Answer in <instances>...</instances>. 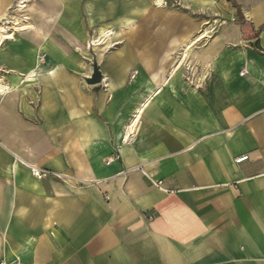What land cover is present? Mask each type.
Segmentation results:
<instances>
[{"label": "crops", "instance_id": "0c3cea01", "mask_svg": "<svg viewBox=\"0 0 264 264\" xmlns=\"http://www.w3.org/2000/svg\"><path fill=\"white\" fill-rule=\"evenodd\" d=\"M237 1L257 34L233 16L190 63L189 34L132 24L164 22L153 0L31 3L34 29L0 49L17 85L0 98V260L264 264V0ZM111 28L145 40L109 52L106 88L89 86L84 45Z\"/></svg>", "mask_w": 264, "mask_h": 264}, {"label": "rangeland", "instance_id": "374dc122", "mask_svg": "<svg viewBox=\"0 0 264 264\" xmlns=\"http://www.w3.org/2000/svg\"><path fill=\"white\" fill-rule=\"evenodd\" d=\"M17 1H15L9 7H7L6 15H5L7 20H9L7 15L11 17L18 16V14H16V12L13 11ZM236 3L239 4L242 15H245V11L243 9V6H244L243 2H239L236 0ZM30 5L31 3L28 4V6ZM154 6L152 7L153 9L156 7ZM162 7H163L162 9L168 14L166 18L161 20L164 22L161 23V22H156V21H150L144 24V22L139 21L138 23H132V24L140 25L141 31H145V30L152 31L155 37L156 36L161 37L162 35H165V36L168 35L169 38L171 36V29L174 26H176L175 33L179 34L184 31L186 34H189L190 36L189 38L190 40H192V42L196 40L197 36L200 33L205 31L206 36L203 39L197 41L196 43L194 42L193 45L190 47L189 55L186 58L185 63H190L194 61L193 56H192L193 54H195L194 51L201 52L202 49L207 46L211 37L214 36L221 29V27L224 26L226 23L231 22V19L233 16H234L233 19L235 20V22L238 20L237 15H236V10L232 7L229 0H162ZM25 15L28 18V19L26 18L28 20L27 22H29V17L27 16V9H26ZM9 21H13V20H9ZM13 22L20 25L17 21H13ZM4 23H2L1 21L0 25ZM24 25H20V26H24ZM161 26H164V28L166 29L163 33L158 32ZM7 27L9 29L10 35L13 36V39H9V40L7 39L6 41H4L3 46L5 45V43L13 41L15 37L17 38V36H20V34L31 31V30H28L24 32H20V31L17 32L15 30L16 27H13L10 24H7ZM123 28L127 29V26ZM120 29H117V28L107 29V30H110V33L105 32V34L98 33L97 31H91L89 33L88 39L83 48L84 49V55H83L84 61L87 63L89 71H90V76L85 80V83L87 85H89L87 83V80L92 77L93 70L96 67L100 75V81L97 84L89 85V86H99V88L105 89L106 84L102 83L105 78L103 77L101 73L100 66H101L103 59L106 57V55L109 52L117 49V46L133 45L136 43L141 44V41L145 40V39H142L141 37L139 38L134 37L133 39L126 37L119 32ZM98 39H100V42L102 43L99 45H95L96 40ZM148 44L156 46L158 42H156V38H155L154 42L152 39ZM174 56L177 58L178 51L177 53H175ZM37 62L38 64H40V66L44 65L45 63L44 53H41L39 55ZM199 72H200V75H199L200 78H203L206 76L207 71L205 69L201 68V71ZM181 73L183 74V77L192 79L194 78L195 71L194 69L192 70L191 68V70L189 69L182 70ZM0 78L3 79L4 82L6 83L7 72L2 70L1 68H0Z\"/></svg>", "mask_w": 264, "mask_h": 264}, {"label": "bare ground", "instance_id": "6f19581e", "mask_svg": "<svg viewBox=\"0 0 264 264\" xmlns=\"http://www.w3.org/2000/svg\"><path fill=\"white\" fill-rule=\"evenodd\" d=\"M33 2V0H18L17 2H16V5H15V12L16 13H18L19 15L18 16H16V17H10V16H8L7 15V17L9 18V20H13V21H17L20 25H24L25 23V25L24 26H20V25H18L17 23H15V22H13V21H9V20H7V18L5 17V15H3V16H1L0 17V22L2 21V23H4V22H6V21H8V22H6V23H4V24H2V25H0V49L2 48V46H3V43H4V41H6L7 39L9 40V39H13V36L12 35H10V33H9V29H8V27H7V24H10V25H12L13 27H16L15 28V30L17 31V32H24V31H28V30H33L34 28H33V25L32 24H30L29 22H27L28 20V18L26 17V15H25V12H26V9L28 10L29 9V6H28V4L29 3H32ZM154 4H155V6L156 7H158V8H161L162 7V0H154ZM27 18V19H26ZM131 27V26H130ZM107 33H110V31H106ZM103 34H105V32L103 33ZM102 34V35H103ZM112 34V33H111ZM110 34V35H111ZM206 36V32L204 31V32H202V33H200L198 36H197V38H196V40L194 41L195 43L197 42V41H199V40H201V39H203L204 37ZM190 42V41H189ZM188 42V43H189ZM194 42H191L190 44H188L187 45V47H186V49L188 50V48L191 46V45H193V43ZM95 43V42H94ZM102 42H100V39H98V40H96V44L95 45H99V44H101ZM186 58V52H184V54L182 55V57H181V61H183L184 59ZM179 59V58H178ZM178 65H179V63H178ZM35 67H37L38 68V66L37 65H35ZM37 68H33V69H31L22 79V81L23 82H25V83H32V82H34L35 81V78H36V74H38L37 73ZM180 68V67H179ZM180 71H181V69H180ZM177 74V73H176ZM177 78V77H176ZM21 80V79H20ZM16 88H17V85H14V86H10V85H6L5 83H4V80L3 79H1L0 78V98L1 97H3V96H5V95H7V94H9V93H11V92H13L14 90H16ZM146 103V102H145ZM141 109V108H140ZM139 111V110H138ZM139 114V113H138ZM31 168V167H30ZM32 170H38V169H36V168H31L30 169V171L32 172ZM35 178V177H34ZM36 179V178H35Z\"/></svg>", "mask_w": 264, "mask_h": 264}, {"label": "built area", "instance_id": "2783aa9c", "mask_svg": "<svg viewBox=\"0 0 264 264\" xmlns=\"http://www.w3.org/2000/svg\"><path fill=\"white\" fill-rule=\"evenodd\" d=\"M16 5V4H15ZM13 11L15 12V7L13 9ZM18 14V13H16ZM19 15V14H18ZM11 17V16H10ZM244 70L241 71V73L243 74ZM247 160V156H242V157H239L237 159H235V163H241L243 161ZM32 175L33 177H35L37 180H42V179H46L48 177H51L52 174L48 171H43V170H32ZM155 187H157L158 189H161V182H154L153 183ZM0 264H19L17 260L15 261H11V262H8V261H4V260H0Z\"/></svg>", "mask_w": 264, "mask_h": 264}, {"label": "trees", "instance_id": "16d2710c", "mask_svg": "<svg viewBox=\"0 0 264 264\" xmlns=\"http://www.w3.org/2000/svg\"><path fill=\"white\" fill-rule=\"evenodd\" d=\"M229 2L231 3L232 7L236 10V15H237V18L238 20L236 21V23L240 24L241 25V31H242V34H243V37L244 38H253V36H255V34H257L256 32H253L252 29L249 31L250 34H247L246 32V28L244 27L245 24L243 22V16H242V13L240 11V7L237 5V3L235 2V0H229Z\"/></svg>", "mask_w": 264, "mask_h": 264}, {"label": "water", "instance_id": "95a60500", "mask_svg": "<svg viewBox=\"0 0 264 264\" xmlns=\"http://www.w3.org/2000/svg\"><path fill=\"white\" fill-rule=\"evenodd\" d=\"M99 81H100V75H99V73H98V71H97V69L95 67L94 70H93V75H92V77L90 79L87 80V83L89 85H94V84L99 83Z\"/></svg>", "mask_w": 264, "mask_h": 264}]
</instances>
